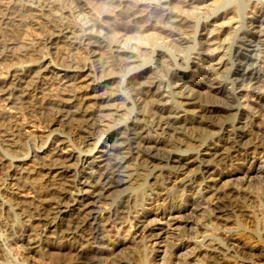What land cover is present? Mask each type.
I'll use <instances>...</instances> for the list:
<instances>
[{"label":"bare ground","instance_id":"obj_1","mask_svg":"<svg viewBox=\"0 0 264 264\" xmlns=\"http://www.w3.org/2000/svg\"><path fill=\"white\" fill-rule=\"evenodd\" d=\"M153 1L162 4L166 11L157 12L149 1L142 0H109L105 3L104 6L115 14L123 13L129 21L137 25V29L131 32L121 28L119 29L121 31L113 33L97 19L74 24L69 23L66 17L67 22L60 16H55L53 23L49 24L52 27L51 32L48 36L44 35L46 38H42L46 42L44 45L52 44L53 38H59L69 45L83 48L93 45L103 50L97 59L98 65L91 69L93 72L95 70H99V73L107 72L102 77H107L104 81L108 82L107 85L110 84L103 98L106 105L100 111H88L85 103L89 99L81 95L83 86L76 87L83 68L82 70L70 67L68 69V66L63 68L62 65H53L55 62L52 63L50 59L13 66L16 79L12 88L24 83V76L31 84L40 81L42 77L45 78V73L56 75L57 72H62L64 76L75 81L70 82L74 84L75 90L78 88L81 91L70 94L72 98L69 99L68 105L64 103L53 105L56 123H71L78 132L80 143L75 151L66 155L61 152L62 149L59 147L65 142L63 136L59 134L56 135L57 140L53 138L54 144L49 148L40 145L39 150H36L41 153L46 151L50 155L49 165H43L48 177L54 178L53 175H57L65 178L68 175L65 187L57 189V186L46 184L43 189L45 193L43 201L38 200L36 203L34 201L20 208L18 206L19 209L8 202V198L5 200L0 193V216L7 220L19 217L17 225H8L4 232L8 231L9 234L14 233L17 227L21 229L22 237L16 238L20 248L26 245L24 235L32 232L27 238L26 254L40 252L43 242L55 248L66 247L73 252L72 260L64 262L65 264H109L102 258V252L113 251L126 244L132 247L133 245L139 247L140 244L144 247V255L135 260L138 261L136 264H156V257L160 254L155 249V244L162 242L170 250L164 251V257L158 264H172L174 261V264H183V258L182 261L177 259L172 262L171 256L176 258L179 253L181 255L184 253V258L186 254H191L197 260L204 258V264H225L229 253L231 256L232 253L237 254L235 250L237 244L231 235L221 233L219 236H213L214 234L207 236V231L213 219H220L223 222L235 220L236 223H240L242 213L230 203L217 200L214 203V198L210 204L205 195L209 192H213L212 196L217 195L213 185L225 177L234 175L231 168L234 162L250 166V173L244 176L242 183H250L249 177L253 174L264 177V92H259L263 87L255 81L264 67H261L264 63V1L260 2L258 11H255L257 16L249 21L248 27L257 29L256 32L239 30L241 27L246 28V25L237 19L236 26L231 28L237 35L234 41L233 39L231 41V37L226 36L225 32H220V37L215 38L216 47L213 51L219 53L218 58L198 51L201 42L196 39L201 26L199 17L205 12L198 0ZM26 2L38 10L56 6L55 0ZM251 2L246 0L245 4L232 6V2L228 0L214 9L212 14L220 11L217 17L236 15L239 18L242 11L250 7ZM62 3L83 16L88 14L83 0H62ZM18 6L20 7V4ZM189 8L194 11L189 12ZM141 22L143 24L139 25ZM129 33L138 38L149 33L152 41L161 39L168 42L171 47L167 51L156 50L155 54L159 57L155 61L154 51L151 53L146 45L130 43L131 37L127 35ZM151 40L149 38V42ZM251 42L255 45L252 46ZM245 43H248L246 45L248 49L244 48ZM188 44L191 45L188 51L178 50L182 46L187 47ZM194 47L198 48L197 62L187 59L188 52ZM173 48L177 50L176 54ZM243 50L247 53H243ZM21 52L19 56L23 57L31 54L26 49ZM252 52H257L256 57L251 54ZM150 54L152 56L146 60L145 57ZM251 59L261 60L263 63L259 69L244 72L247 68L244 70L243 64ZM235 61L237 67L229 71L227 67L233 62L236 63ZM222 68H226V75L229 73L235 78L227 79V82L219 80L218 72ZM55 69L56 73L52 72ZM69 72L74 75H69ZM117 73H120L122 78L117 76ZM115 78H118L116 89L111 86ZM195 79L199 83L195 82ZM252 82H254L252 93L243 94L245 87L248 85L251 87ZM206 83L218 84L219 87L210 90ZM87 88L84 87L88 94L94 91L93 88L88 90ZM203 90L208 94H204L206 96L204 100L203 97L201 99ZM11 92L13 90L6 93V98L11 96ZM19 95L21 94L16 97ZM88 96L86 95V98ZM244 98L248 102L242 105L241 101ZM64 101L66 103V100ZM101 135L105 136V139L97 141ZM13 161L21 160H9L0 155V165L9 162L10 168H13ZM71 161H74V167L73 163L70 164ZM138 181L143 182L139 184L140 197L134 196L129 190L130 192L125 191L115 198H110L117 191H122L120 189L132 186ZM6 185L0 184V189L4 190ZM16 210H19L20 214L16 213ZM185 214H189L193 219L183 234L186 238L184 241L180 239L182 232L175 234L174 230L172 231V220L182 218ZM146 221L160 225L149 227L145 225ZM125 222L129 223L130 228H134L129 239L128 237L122 239L118 231L114 230V227ZM207 237H211V242L217 244H211L209 241L208 248L204 250L202 248L204 244L196 246L191 241L200 238L203 242ZM8 239L10 240V236ZM91 247L97 251L88 253L87 249ZM60 255L62 257V254ZM69 255H64V259L67 260V257L70 259ZM127 255L130 258L131 254ZM117 264L128 263L121 261Z\"/></svg>","mask_w":264,"mask_h":264},{"label":"rangeland","instance_id":"obj_2","mask_svg":"<svg viewBox=\"0 0 264 264\" xmlns=\"http://www.w3.org/2000/svg\"><path fill=\"white\" fill-rule=\"evenodd\" d=\"M13 1L15 0H0V155L1 157L4 155L5 158H8L9 160L17 159L21 161L12 162V167L14 166L13 168L15 170L13 168H10L9 162L8 163L5 162L3 163V165H0V181L2 180L0 184L2 183H4L5 185L7 184L4 190L0 189V193L3 194L5 200L9 199L8 202L14 204V206H17L16 208H18V206L20 208L25 205H30V203H34V201L35 203L38 200H39L38 202L43 201L45 194L43 192L44 191L43 189L44 186H46V184L47 185L52 184V186H57V189L65 187L66 185V181H67L66 177L68 175L65 176V178L64 176L59 177L57 175H53L54 176L53 178L52 176L48 177L45 174L46 169L43 168V165L45 166L49 165L50 155L46 151L44 153H41V151H36L39 150L40 145L41 146L46 145L45 148H49L50 145L54 144V141L58 139V136L56 135L59 134L60 136H63L65 142L62 144V146L60 145L59 149H62L61 152L64 155H66L72 151H75V149L78 147L80 143V139L78 138L77 135L78 132L77 130L74 129V126L71 125V123L69 124L66 122L65 123L57 122L58 123L57 125L55 120L56 112L53 108V105L63 104V103L64 105H68L69 99L72 98L70 94L73 95L75 94L74 92L81 93L82 91L81 95L83 96V98L85 97V99H89L85 103L86 106H88L87 110L91 112L100 111L101 109H103V106L106 105V101L103 98L106 96L108 92V87L110 85V84L107 85L108 82L104 81L107 77L104 78L102 77L106 75L107 72L99 73L100 72L99 70H95L94 72L91 71L92 68H96L95 66L98 65L97 59L100 58L103 50L98 47L95 48L93 45L91 46L88 45L85 46L84 48L77 47L76 45L74 46L73 44L69 45L67 42L62 41L61 39L59 40V38H53L54 39L53 41L55 42L52 41V44L44 45L46 42H44L43 39L46 38L45 36H48L49 35L48 33H50L52 30V27L49 24L53 23V19L55 16H60L61 19H63V21H66L67 19L69 23H74V24H80V23L83 24L87 20L92 21V19H97V20H101L103 22L102 25L106 29L111 30V32L113 33H115L121 28H122L121 30L127 29L129 30V32H131L137 29V25H135L134 22L129 21V19L126 17L125 14L123 15V13H119V12L118 14L117 13L115 14V12L105 7L104 6L105 3L109 0H83L85 6H87L86 8L88 11V14L85 16L75 11H72L67 5H64L62 3V0H55L56 6L51 8H44V10L43 9L38 10L33 6H29L30 3L28 4V2H26L27 0H17L15 2ZM142 1L144 2L149 1V3L152 4L154 9L156 8L155 10L157 12L166 11L165 9L162 8L163 7L162 4H160L158 1H153V0L152 1L142 0ZM198 1L200 2V6L202 7V9L205 11L204 15L199 17L201 29L199 28L196 34L197 36L196 39L198 41L199 40L201 41V42L199 41L200 50H198L197 47L190 49L187 57V59L189 58L190 61L194 60L195 62L197 60L196 58L197 50L199 52H204L205 54L206 53L212 54L213 56H216L218 58L219 53L217 51H213L214 48L216 47L215 38L220 37V32L222 33L225 32L227 33L226 36L229 35L231 37V41L232 39L234 41L237 38V35L234 34L233 29L231 28L236 26L237 19L240 20L244 26L246 25V28L241 27V29L239 30H250V32L252 33H254L253 31L255 32L257 31V29H252V27H248L249 21L252 20L254 16H257L255 11L256 12L258 11L259 6L261 5L260 2H263L264 0H259V1L250 0V2L252 1L251 2L252 4L250 3L249 4L250 7H247L246 10L242 11V14L239 18L236 15L235 16L228 15L226 17L225 16L226 14L224 15L225 16L224 18L223 17L221 18V16L217 17L218 14L221 13L220 11L216 14H212L214 9L220 7L222 4H225L228 0H198ZM245 1L246 0H230V2H232V6L234 4L237 5L245 4ZM19 4L20 7L18 6ZM154 4L156 5L154 6ZM178 4L183 5V3H178ZM255 4L256 7H254ZM18 7L20 10L17 9ZM161 8L163 9V11ZM30 9L33 11H31ZM46 9L50 12L46 11ZM173 10L176 11V9ZM190 10L192 9L189 8L188 11L190 12ZM51 12H53L54 15ZM55 13L58 14L56 15ZM44 14L46 15L47 18H45ZM142 22L139 23V25L143 24ZM133 27L136 28L134 29ZM146 34L149 37L146 35L138 38L134 36L133 33H129L127 35L131 37L129 38L131 44L134 45L143 44L149 48L151 53L154 51L153 56H154V60L156 61L159 56L155 54L156 53L155 51L159 49L167 51L169 50L168 48H170L171 46L168 45V42L161 39L158 40L155 39L154 41H152L149 33ZM116 37H119V35H116ZM149 38L151 40L150 42H149ZM251 43L253 44L252 46L255 45L253 42ZM247 44L248 43H245V46ZM162 45H164L163 48L161 47ZM86 47L87 49H85ZM183 47H185L186 50ZM189 47H191L190 44H188L187 47L186 45L182 46L181 48H178V50L181 49L180 51H188ZM244 48L248 49V46ZM24 49L28 50V52H30L31 54L25 57L19 56L20 52ZM173 50L175 52L174 54H176L177 50L175 51L174 48ZM244 52L247 53V51L243 50V53ZM256 53L252 52L251 54H254V56L256 57ZM151 56L152 54L147 55L145 59L148 60L149 57ZM93 58L96 61L95 63ZM257 58H259V56H257ZM46 59L52 60V63L55 62L53 63V65L56 66L62 65L61 67L63 68H66L67 66L68 69L79 68L80 70H82L81 68H83L82 70L83 72L81 73V78L79 79V81L77 80V82L79 83L76 85V87H79L80 85L83 86V89L81 91L78 88H77L78 90L77 89L75 90V86L73 84L75 81L68 76H64L62 72H57L56 75L54 73L51 74L45 73L44 74L45 78L42 77L40 81L31 84L30 81H28V78L24 76L23 77L24 83L22 82L19 84V86L17 85V87L14 86V88H12V86L15 85L14 80L16 79V78L14 79L16 72L12 70L15 64L18 65L28 62H40L43 60L46 61ZM68 60L71 61V63ZM255 61L252 59L248 60L245 64H243V69L244 70L246 68L247 69L244 71L241 68V70H243L244 72L246 71L248 72V70L251 71L252 69L254 70L255 68L259 69L261 63L263 62H261V60L260 61L257 60L256 62ZM262 66H264V63L261 65V67ZM235 67H237V62L236 63L233 62V64H229L227 68L229 71L230 70L233 71ZM56 71L57 70L55 69L52 72L56 73ZM47 74L49 75V77ZM68 74L69 75L72 74L71 76L74 75L72 72H69ZM228 74L226 75V68H222L218 72V79L226 81L227 79L232 80L233 78H235L234 76H232V74L229 75ZM117 76L120 77V73H117ZM117 80L118 78H115L114 80H112L113 83L111 84V86H113L115 89L118 87V85L115 86V84L118 83ZM255 81L259 83L260 86L263 87V88L261 87L262 89H259V92L263 93L264 67L261 68L257 80ZM260 81L263 83H260ZM195 82L199 83L196 79ZM253 83L254 82H252L251 87H249V85L245 87L243 94L249 95L250 93H252L251 90L254 87ZM206 85L210 90L211 89L216 90L219 87L218 84L212 85L206 83ZM71 87H73L74 89ZM84 87L86 88L88 87L87 90L89 88H93L94 91L88 94L86 93V89H84ZM226 87L229 86L226 85ZM20 89L22 90L19 91ZM7 90L9 92L13 90V92H11V96L9 97L7 96L8 98H6V93L8 94ZM206 92L207 91H204V93L201 94V99L202 97L203 100L205 99L204 94H206ZM18 94L21 95H19V97H16L18 96ZM91 94L94 95L92 96ZM86 95L91 96V98H89V96L86 98ZM17 98H19L20 100ZM64 100H66V103L67 102L68 103L66 104ZM245 100L246 99L244 98L243 101H241L242 105L248 102V100L246 101ZM53 138L55 140H53ZM104 139L105 136L101 135L99 138H97V141L100 140L101 142ZM72 163H73L72 166L74 167L75 166L74 161L70 162V164ZM231 168L233 169V173L235 176L233 175L232 177H225L221 181L215 183L214 185L212 184L215 188V191H217V195L212 196L213 192H209L206 193L205 198L208 201L210 200V204L213 203L211 202L213 201L211 200L213 198H214V203H216V200L217 202L221 201V202L230 203L237 211L242 213L240 217L241 221L240 223H236L235 220H229L227 222L225 221L223 222V220L220 219H213L211 222L212 225H210V227L208 228L207 236L213 234H214L213 236H219V234L221 233L222 234L227 233V235L232 236V239L233 238L235 239V243L237 244L236 248H238V249L235 248V250H237V254L232 253L231 256V253H229L228 257L226 256L228 259H226L225 264H264V181H263L264 177L261 176L260 174L258 176H256V174L255 175L249 174L250 179L249 178L247 179L250 180V183L244 184L242 182L245 178L244 176L250 173V166L242 165L239 162H234L231 165ZM142 183L143 182L138 181L136 184H133L132 186H128V187L125 186L124 188L120 189L122 191H117L116 192L117 194L116 193L112 194L110 198H115L125 191L127 192L131 191L134 194V196L140 197L139 195H141V188H139V184ZM17 211L19 210H16L15 212L20 214V211L19 212ZM18 218L19 217L7 220L0 216V242H1V252H2V253L0 252L1 253L0 255L2 256V258H0V264H65L68 261L72 260L73 255L71 254H73V252H70V250H68L66 247L55 248L54 246L51 247L49 245H46L45 242H43L42 244L43 246H41V250H39L40 252H38L37 254H32V253L26 254L28 251L27 238L29 237L28 235H30L32 232L30 231L24 235L26 240V245L24 244L25 247L23 246L21 248L18 247L19 244H18V240L16 239L19 236L22 237L21 229L17 227L14 233L11 232L9 234L7 230H6L7 232H4L8 225L11 224L17 225ZM149 219L151 220L152 218ZM192 219L193 218H191L189 214H185L182 218H177L176 220H172V224L174 227V229L172 227V231L174 230L173 232H175V234L178 233L180 234V232H182L180 234L181 240L185 241L186 238L184 237L183 234L187 230L188 226L190 227V225L188 224L192 221ZM2 221L4 223L1 224ZM145 223H146L145 225L149 227H158L160 225V223H154L151 221H146ZM118 226L114 227L115 229L114 228L113 229L115 231H118L119 236L122 239H125L127 237H128L127 239H129L130 235H132L134 231V228H130L129 223L127 224V222L123 223V225H118ZM9 236H10V240L8 239ZM191 241L192 243L196 244V246L204 244L202 246L204 250L207 247L209 241L211 244L214 245L217 244L215 242H211L212 241L211 237L205 238L203 242L200 238H195ZM155 249L160 254V256L156 257V262H157L156 264H158V262L162 261V257H164L163 256L164 251H166V249L168 248L166 247L165 243L162 242L155 244ZM87 250H89V252L87 251L88 253H94L97 251V249L93 247H91V249L88 248ZM144 252L145 249L140 244L139 247L138 245L137 246L133 245L132 247V245L126 244L113 251H103L101 255L104 261H106V263L109 264L110 262L111 264L112 262L113 264H117V262L121 263V261L126 262L128 264L131 263L136 264L138 261L135 260L143 256ZM52 254L57 257L53 256ZM60 254H62V257ZM68 254H70L69 255L70 259H68L67 256H66L67 260L64 259L65 258L64 255H68ZM127 254H131L130 258L129 255ZM126 255L128 256V258L126 257ZM183 255L184 253H182V255L181 253H179L176 258L171 256L172 262L177 259H179V261H182L181 259L183 258L184 259L183 264L205 263V260H203L204 258H202V260H197L195 259L196 257L192 256L191 254L190 255L186 254L185 255L186 258H184ZM25 257H27V259H24ZM60 257L63 259H61ZM3 258L5 259L3 260ZM114 261H116V263Z\"/></svg>","mask_w":264,"mask_h":264}]
</instances>
